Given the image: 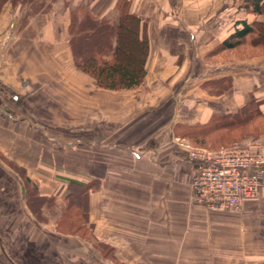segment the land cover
I'll list each match as a JSON object with an SVG mask.
<instances>
[{
  "label": "crops",
  "instance_id": "obj_1",
  "mask_svg": "<svg viewBox=\"0 0 264 264\" xmlns=\"http://www.w3.org/2000/svg\"><path fill=\"white\" fill-rule=\"evenodd\" d=\"M195 2L0 0V264H264V171L255 198L209 211L191 200L193 166L173 134L249 98L264 113V56L200 66L236 21L264 16L222 29ZM119 5L147 19L143 91L96 89L72 61L71 14L115 24ZM221 79L229 87L216 108L197 88ZM167 103L170 120L144 130V112ZM14 166L38 200L61 203L86 184V238L36 220Z\"/></svg>",
  "mask_w": 264,
  "mask_h": 264
},
{
  "label": "trees",
  "instance_id": "obj_2",
  "mask_svg": "<svg viewBox=\"0 0 264 264\" xmlns=\"http://www.w3.org/2000/svg\"><path fill=\"white\" fill-rule=\"evenodd\" d=\"M240 8L256 17L264 16V0H242ZM118 10V22L110 24L98 21L85 8L78 9L71 14L68 28V45L76 69L91 77L97 88L110 91L132 90L143 83L149 50L147 19L127 12L121 5ZM244 44L259 47L264 54L263 21H236L233 32L215 51L234 50ZM206 85H213L218 90L229 87L226 79L207 82L202 86ZM257 119H264V113L259 109V102L249 98L233 114L213 115L205 124L192 126L187 137L203 144L204 136L211 131H234ZM78 186L79 193L71 195L69 202L82 205L88 187L86 184Z\"/></svg>",
  "mask_w": 264,
  "mask_h": 264
},
{
  "label": "rangeland",
  "instance_id": "obj_3",
  "mask_svg": "<svg viewBox=\"0 0 264 264\" xmlns=\"http://www.w3.org/2000/svg\"><path fill=\"white\" fill-rule=\"evenodd\" d=\"M195 1V4L201 2L202 5H206L205 10L207 15H214L218 13V20H221V25L218 24V28L221 26L222 29H224L228 23L242 17H248L250 19L252 18L245 12V10L240 8L242 0H205L204 3L203 0H200V2L199 0ZM237 5L239 6L236 7ZM215 50L213 49L212 53L203 57L200 62L201 69L206 67L208 69H213L215 66L225 63L239 65L264 56L263 51L259 47H251L248 44H244L234 50ZM86 76L91 79L94 88L100 89L94 85V81L91 77L88 75ZM142 89L144 90V81L139 87L132 90L140 91ZM200 89L201 90L197 88V93H199L198 95H205V97L208 99V102L216 108H218V97L222 96L228 90V88L218 90V88L214 87L213 85L202 86ZM125 91L131 90L112 92L121 93ZM171 114L172 104L170 103H167L164 106L160 104L159 107L150 109L148 113L147 111L144 112V119L143 122H141L144 125V130H146L147 122L152 123L153 125L159 124V122H163L165 120L167 122L170 120ZM189 132V130L182 128L174 129L173 134L176 139V143L179 144L182 150L186 152L190 148H202L207 151H217L235 145H250L256 141L264 140V119H257L247 126L242 127L241 129H235L234 131H211L207 136H204L205 142L203 144H198L190 140L187 137ZM12 170L23 180L24 183L28 184L25 188L26 198L24 199L26 205L30 209L31 215L35 217L36 220L40 222H48L55 231L64 234H70L74 232L73 230L76 228L82 229L79 233L80 235H83L84 238H86L87 228L85 225V197L83 199L84 204L82 205H77L74 201L69 202V200L62 201L61 203L56 202L51 198L38 200L36 198L37 192L35 184L27 178L26 171L21 167L15 166L12 167ZM75 194H78V191L75 192ZM39 208H41V212H39Z\"/></svg>",
  "mask_w": 264,
  "mask_h": 264
},
{
  "label": "built area",
  "instance_id": "obj_4",
  "mask_svg": "<svg viewBox=\"0 0 264 264\" xmlns=\"http://www.w3.org/2000/svg\"><path fill=\"white\" fill-rule=\"evenodd\" d=\"M186 155L193 166L192 202L219 212L238 209L243 199L257 196L264 171V140L217 151L190 148Z\"/></svg>",
  "mask_w": 264,
  "mask_h": 264
}]
</instances>
